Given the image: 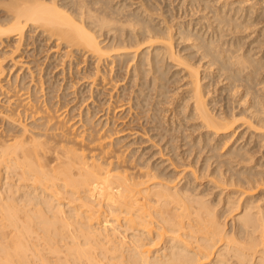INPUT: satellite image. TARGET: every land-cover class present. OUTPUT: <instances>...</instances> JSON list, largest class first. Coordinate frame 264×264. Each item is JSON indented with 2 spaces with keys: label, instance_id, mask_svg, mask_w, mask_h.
<instances>
[{
  "label": "bare ground",
  "instance_id": "6f19581e",
  "mask_svg": "<svg viewBox=\"0 0 264 264\" xmlns=\"http://www.w3.org/2000/svg\"><path fill=\"white\" fill-rule=\"evenodd\" d=\"M36 34L87 78L75 120L38 94ZM0 45V264H264V0H0ZM121 71L165 166L96 99Z\"/></svg>",
  "mask_w": 264,
  "mask_h": 264
},
{
  "label": "rangeland",
  "instance_id": "374dc122",
  "mask_svg": "<svg viewBox=\"0 0 264 264\" xmlns=\"http://www.w3.org/2000/svg\"><path fill=\"white\" fill-rule=\"evenodd\" d=\"M35 35V34H34ZM39 35H37L36 34V36H34L33 37V39L35 38H37ZM42 37V36H41ZM41 37H39V38H37V39H39V40H37L36 39V45H41V47H42V45H43V47H42V49H40V52L39 51H37V50H34L33 52H32V54H33V57H35L36 59H38L39 58V60H38V62H39V69H41L39 72H38V74H37V76L40 74L41 75V77H42V80L43 81H45L44 83H43V89L38 93V94H40L41 92L42 93H44L42 96H40V98H42V99H44V101H46L48 104H50V105H53V106H55L56 104V106L57 107H59V106H62L64 103L63 102H67V104H66V106H63L62 108L63 109H65V112H67L66 114H65V118L67 119L69 116H74L73 118H72V120H75L76 118H77V112H80L81 111V113H83V111H85V106H87L88 104H89V106L91 105V103L90 102H87L88 100H87V78H85V79H82V75L80 74V77H81V79L80 80H78V82L74 85V87H72V86H69V87H67L68 86V83H69V78L70 77H72L73 78V76L71 75V76H68V74H67V70H65V75L63 76V77H65L64 78V80H62L61 79V77H62V74H61V67H65V69L67 68V57L66 58H62V57H58V55H57V53H54L55 51H52L51 49H44L45 47L47 48L48 46L47 45H51L50 44V41L49 42H46L44 39H42ZM40 38H41V40H40ZM32 41V40H31ZM37 41H39L40 43H38ZM48 43V44H46V43ZM38 43V44H37ZM53 43V42H52ZM35 45V44H34ZM31 46V45H30ZM29 46V47H30ZM45 46V47H44ZM52 46V45H51ZM0 47H1V45H0ZM3 47V46H2ZM6 47V46H5ZM5 47H3V48H5ZM22 47H24L25 48V46H22ZM32 47V46H31ZM264 47V46H263ZM2 48V49H3ZM23 48V49H24ZM1 49V48H0ZM6 49V48H5ZM39 49V48H38ZM32 50V49H31ZM30 50V51H31ZM42 50V51H41ZM38 52V53H37ZM32 54L30 55L29 54V57H27V56H25L24 57V61H26L27 59L28 60H30L31 58H32ZM46 54H48L47 55V57L45 58V56H46ZM56 54V55H55ZM24 55V54H23ZM51 55V56H50ZM52 55L53 56H55V58L54 57H52ZM56 57H58L57 58V60H54V59H56ZM26 58V59H25ZM35 58H32V59H35ZM45 58V60H43ZM62 59V61H61V59ZM76 60H74V62H75ZM31 62V61H30ZM73 62V67H72V72L73 73H75L74 71H75V66H76V64ZM9 64H10V61L8 62ZM7 63V64H8ZM34 63V62H33ZM33 63H30V66L31 65H33ZM86 64H87V61L85 62V64H84V62H79V66H78V69L77 70H79L80 71V69H81V67L83 68V65H85L86 66ZM78 65V64H77ZM16 67H19V66H15L14 68H13V72H12V74H14V73H16L17 72V70H18V68H16ZM32 68L33 69H35L33 66H32ZM117 66H115V72L117 71ZM5 72H6V70H5ZM5 72L3 73V76L5 75V79L3 80V82L6 80V78L8 77V72L5 74ZM35 73V72H34ZM121 76H123V72L121 71V73L120 74H118V76H116V74L114 73V75H110L109 77H108V79H106L105 80V84H101L100 85V87H99V89H101V87H102V85H103V90L101 91V93H99V95L98 96H96L97 98V101L99 100V101H101V103H102V107L103 108H109L110 110V114H109V118H108V120H111L110 122H109V126L110 127H113V128H115V129H118V130H120L119 131V135L118 136H120L121 138H122V142L121 143H128V142H131L132 144L131 145H129L128 146V148H127V151H126V153L128 154L129 152V154H131L132 152H131V150H136L137 152H135V155H134V158H139V156L142 154V152L144 153V155H143V157L144 158H140V161H143V160H145L147 157H148V159L150 158V163L151 162H159L161 159H163L164 161L162 162V165L163 166H165V165H167V163L169 162L166 158L167 157H171V156H169L168 154L170 153V152H168V154L166 155V151L165 150H163L162 151V149H161V152H162V154L160 153V154H154V152L155 153H157L159 150H158V146H160V147H162V148H164V145H166L167 143H164V141L167 139V137L168 136H170L169 134L171 133L170 132V130H169V133L166 135L167 137H165L164 138V140L161 142L160 141V143H158L157 144V142H154V139H146V138H148V135L150 134H152V133H155L156 132V130H153L152 131V129H151V123L149 124V123H146V116L147 115H145V114H147L146 112H147V110L145 109L146 107L148 108V106H150V104H151V106H152V102L156 99L155 97V95H156V92L155 91H152V90H149L148 91V89H146L148 92H146L147 94H148V96H149V103L147 102V104H149V105H144V108H142V107H140V106H138V107H136V103L137 102H135V93H134V87H130V83L128 82V79L127 80H125V79H123V78H121ZM110 77H112V81L109 83V78ZM72 78H70V79H72ZM118 79V80H117ZM172 79H174V78H172ZM49 82H48V81ZM55 80H58L57 81V83H56V81ZM117 81V82H116ZM56 83V84H54L55 86L53 87V90L51 89V91L49 90L50 88H48L49 86H51L50 84H52V83ZM60 85H59V84ZM97 83V82H96ZM173 82H169V83H167V85H168V89H170V90H172L174 87H173V85H175L174 83L172 84ZM115 84V85H114ZM129 84V85H128ZM217 84V83H216ZM219 84V83H218ZM218 84L217 85H215V83H213V85L216 87V88H218L219 90H220V92H221V88L220 87H223V86H221L220 84H219V87H218ZM49 85V86H48ZM105 85V86H104ZM99 86V85H98ZM97 85H94V89L96 88V87H98ZM124 86H125V89H122V88H124ZM214 86H212V87H210L211 89L214 87ZM131 88V90L133 91H131L130 90V88ZM78 89V90H77ZM214 89V88H213ZM218 89H216V92L218 91L219 92V90ZM73 90H75L76 92H78V91H80V92H78V93H74V92H72ZM145 90V91H146ZM50 91V93H48ZM225 91V90H224ZM217 92V93H218ZM109 93H110V97H109ZM116 93H117V95H116ZM120 93V94H119ZM134 93V94H133ZM217 93H215V94H217ZM223 93H225V92H223ZM66 94V95H65ZM169 95H175L176 93H174L173 94V91H169V93H168ZM220 93H218V96H220L219 95ZM65 95V96H64ZM112 95H114V96H112ZM122 95V96H121ZM101 96V97H100ZM115 96H116V98L117 99H115ZM120 96V97H119ZM155 96V97H154ZM223 96H225V95H223ZM49 97H50V99H49ZM75 97V98H74ZM109 97V98H108ZM158 97V96H157ZM47 98V99H46ZM99 98V99H98ZM128 98H130L129 99V106L128 105H126L127 104V99ZM132 98H134V99H132ZM83 99H85L83 102H81ZM109 99V100H108ZM120 99V100H119ZM106 100H108L107 102H106ZM115 100H119V101H115ZM152 102H151V101ZM225 100H226V98H225ZM224 101V100H223ZM2 103V104H1ZM106 103H108L107 105H106ZM120 104V103H122V104H125L124 105V107L125 106H127V107H125L124 109H122V110H119V111H116V109H114V107H115V105H117V104ZM4 103H3V99L1 100V102H0V107L3 105ZM97 104H100V103H98L97 102ZM100 106H101V104H100ZM114 106V107H113ZM56 107V108H57ZM99 107V106H98ZM97 107V108H98ZM100 108V107H99ZM113 108V109H112ZM128 108H129V110H128ZM142 108V109H141ZM151 108V107H150ZM150 108H148L149 110H150ZM72 109V110H71ZM114 111V113L113 112H111L112 110ZM143 110H145V111H143ZM70 111V112H69ZM151 111V110H150ZM150 111H148V115L150 114ZM143 112V113H142ZM145 113V114H144ZM145 115V116H144ZM105 116V115H104ZM112 116V117H111ZM144 116V117H143ZM103 116H101L100 117V119L102 118ZM112 118H113V121H112ZM94 119H96V117L94 118ZM71 120V121H72ZM28 122V121H27ZM29 123V122H28ZM1 124V123H0ZM143 124V125H142ZM143 126H145L146 127V129L148 128L149 130H148V133H144V131L142 130L143 128H141V127H143ZM0 127H2V125H0ZM3 128V127H2ZM2 128H0V131L2 130ZM140 132H139V131ZM155 131V132H154ZM139 132V133H138ZM141 132H143L145 135H143V133H141ZM174 132V131H173ZM172 132V133H173ZM175 133V135H176V138L175 139H177L178 138V136H177V133H178V135H179V132L177 131V132H174ZM173 133V134H174ZM122 135V136H121ZM150 137V136H149ZM155 137H156V139H158V137L155 135ZM153 140V141H152ZM176 140L174 141V143H173V141H172V143L173 144H175L176 145ZM152 143H154V146H153V144ZM156 143V144H155ZM171 143V144H172ZM182 143V142H181ZM179 143L177 142V145H178ZM158 145V146H157ZM184 147V146H183ZM183 147H177V149H175L177 152L178 151H181L182 152V148ZM179 148V149H178ZM182 149V150H181ZM156 150H158L157 152H156ZM176 151H173V152H176ZM166 152V153H165ZM163 153L165 154V156H163ZM152 154H154V156L152 155ZM197 154V153H196ZM137 155V156H136ZM160 155H161V157H160ZM193 155V154H192ZM150 156V157H149ZM153 156V157H152ZM158 157H159V159H158ZM162 157H165V159L164 158H162ZM195 158H196V155L194 156ZM136 158V159H137ZM147 159V160H148ZM156 159V160H155ZM159 160V161H158ZM167 160V161H166ZM185 161V160H184ZM166 162V163H165ZM171 167V165H168L167 166V169H168V167ZM169 167V169L167 170V171H170L171 170V168ZM181 167H179V168H177V172L179 171L178 169H180ZM172 171V170H171ZM176 171H175V173H176ZM181 172V171H180ZM201 181H205V180H201ZM230 214H232V213H230ZM230 214H228L226 217H224L225 218V221H229L228 219H230V217L232 216V215H230Z\"/></svg>",
  "mask_w": 264,
  "mask_h": 264
}]
</instances>
